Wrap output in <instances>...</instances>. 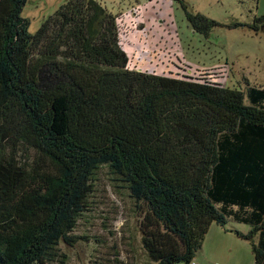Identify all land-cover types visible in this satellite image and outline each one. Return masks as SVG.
<instances>
[{
  "label": "trees",
  "instance_id": "trees-1",
  "mask_svg": "<svg viewBox=\"0 0 264 264\" xmlns=\"http://www.w3.org/2000/svg\"><path fill=\"white\" fill-rule=\"evenodd\" d=\"M25 3L0 0V264H48L100 165L137 203L150 261L189 264L231 219L251 226L237 234L257 235L264 264V87L223 85L214 69L131 70L98 1L67 0L35 33Z\"/></svg>",
  "mask_w": 264,
  "mask_h": 264
},
{
  "label": "rangeland",
  "instance_id": "rangeland-1",
  "mask_svg": "<svg viewBox=\"0 0 264 264\" xmlns=\"http://www.w3.org/2000/svg\"><path fill=\"white\" fill-rule=\"evenodd\" d=\"M66 1L26 0L21 16L29 20L28 31L35 33ZM96 1L113 14L131 70L180 77L214 69L223 85L264 87V30L255 23L264 15V0ZM188 14L214 23L205 26ZM87 207L69 243L47 242L48 264H149L141 246L137 203L124 182L113 180L107 165L95 170ZM250 230V225L231 219L224 226L212 223L189 264H254L257 235H240Z\"/></svg>",
  "mask_w": 264,
  "mask_h": 264
},
{
  "label": "built area",
  "instance_id": "built-area-1",
  "mask_svg": "<svg viewBox=\"0 0 264 264\" xmlns=\"http://www.w3.org/2000/svg\"><path fill=\"white\" fill-rule=\"evenodd\" d=\"M192 264H196V263H192Z\"/></svg>",
  "mask_w": 264,
  "mask_h": 264
}]
</instances>
